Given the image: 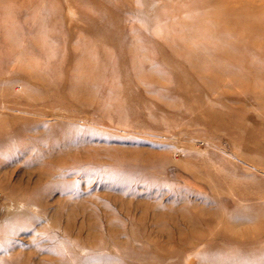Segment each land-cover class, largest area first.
I'll list each match as a JSON object with an SVG mask.
<instances>
[{
    "label": "rangeland",
    "instance_id": "rangeland-1",
    "mask_svg": "<svg viewBox=\"0 0 264 264\" xmlns=\"http://www.w3.org/2000/svg\"><path fill=\"white\" fill-rule=\"evenodd\" d=\"M263 3L0 0V264H264Z\"/></svg>",
    "mask_w": 264,
    "mask_h": 264
},
{
    "label": "bare ground",
    "instance_id": "bare-ground-1",
    "mask_svg": "<svg viewBox=\"0 0 264 264\" xmlns=\"http://www.w3.org/2000/svg\"><path fill=\"white\" fill-rule=\"evenodd\" d=\"M253 7V5L248 4L240 7L236 6L226 8V11H223L221 13L218 12L217 15H215L217 17L216 20H218V22L220 23H229V21H231L232 23L236 24V27H242L243 25H246L247 28L251 30L253 28L258 27V24L261 26L264 24V12L258 14L256 12V9H254ZM252 18H255L256 20L252 22Z\"/></svg>",
    "mask_w": 264,
    "mask_h": 264
}]
</instances>
